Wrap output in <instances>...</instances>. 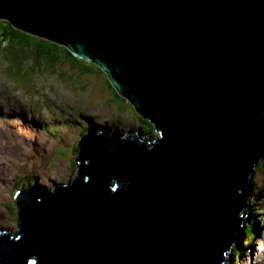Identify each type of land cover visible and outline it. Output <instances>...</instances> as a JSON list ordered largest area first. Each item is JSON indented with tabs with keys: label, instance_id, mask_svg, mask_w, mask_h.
I'll list each match as a JSON object with an SVG mask.
<instances>
[{
	"label": "water",
	"instance_id": "1",
	"mask_svg": "<svg viewBox=\"0 0 264 264\" xmlns=\"http://www.w3.org/2000/svg\"><path fill=\"white\" fill-rule=\"evenodd\" d=\"M3 18L100 66L160 136L83 137L74 180L15 192L0 264H225L264 160V0H0Z\"/></svg>",
	"mask_w": 264,
	"mask_h": 264
},
{
	"label": "rangeland",
	"instance_id": "2",
	"mask_svg": "<svg viewBox=\"0 0 264 264\" xmlns=\"http://www.w3.org/2000/svg\"><path fill=\"white\" fill-rule=\"evenodd\" d=\"M0 57H3L2 47ZM2 61L0 58V81L13 84L11 74H8L10 68ZM32 64L22 65L32 67ZM36 72L40 73L31 74L35 78L20 73L17 83L22 89H16L11 97L10 92L0 86V232L19 230V207L14 196L17 190L27 188L30 180L35 179L38 186L48 188L74 180L79 173L75 163L78 152L74 154V148L78 150L87 128L98 126L95 131L107 129L133 136L143 127L135 117L133 106L128 110L115 108L112 90L100 73L78 70L71 73L67 65H57L46 73ZM68 79L81 85H71ZM81 86L85 89L75 88ZM50 100L57 102L48 103ZM48 107L55 111L45 114L44 109L48 110ZM34 110L38 112L35 114ZM152 134L154 136L139 133L140 141L157 137L155 132ZM250 177L249 200L252 204H248L244 212L246 220L255 222L256 233L252 242L248 243L244 236L240 246H234L231 253L236 247L238 255L233 264H264V160Z\"/></svg>",
	"mask_w": 264,
	"mask_h": 264
},
{
	"label": "trees",
	"instance_id": "3",
	"mask_svg": "<svg viewBox=\"0 0 264 264\" xmlns=\"http://www.w3.org/2000/svg\"><path fill=\"white\" fill-rule=\"evenodd\" d=\"M3 45V46H2ZM0 47H2L3 57H0L3 64L7 63L6 66L10 67V74L13 76V79L16 80L19 77V74L31 75L32 73L38 70L44 71L45 73L49 69H53L57 65H67L71 73L78 70L80 72L92 71L100 73L106 79L107 86H109L113 93V105L115 108L124 110L125 108H131L133 105L125 98H123L113 86L110 78L103 70L96 64L88 63L84 60L78 59L75 57L66 47L59 45L49 39L43 37H37L26 33L12 25L8 19H0ZM32 62V67H28L22 64H27ZM21 71V72H20ZM17 82V81H16ZM68 82L73 85L79 83L78 81H72L68 79ZM81 85V83H79ZM84 90L83 86L75 87ZM133 108V107H132ZM135 109V108H134ZM135 117L137 120L143 124L145 129L144 135L152 132H155V125L149 120L143 117L135 110ZM157 135V133H156ZM77 147L74 148V154H77ZM73 164V161H70ZM75 162V161H74ZM76 163V162H75ZM75 171V168H73ZM34 181V182H32ZM35 183V179L30 180L28 185ZM251 203L249 200L248 204ZM251 211V210H249ZM256 233V227L254 221H247L244 227V232L242 236L238 239L237 247L240 246L241 240L246 236L247 242L250 243L254 240ZM238 255L237 249L235 247L234 253L230 254V257L226 258L225 264H233L232 262L236 259Z\"/></svg>",
	"mask_w": 264,
	"mask_h": 264
},
{
	"label": "bare ground",
	"instance_id": "4",
	"mask_svg": "<svg viewBox=\"0 0 264 264\" xmlns=\"http://www.w3.org/2000/svg\"><path fill=\"white\" fill-rule=\"evenodd\" d=\"M100 67V66H99ZM101 68V67H100ZM102 69V68H101ZM103 70V69H102ZM103 72L105 73V71L103 70ZM25 127V126H24ZM140 130V133H141V135H144V132H143V130H142V128H140L139 129ZM155 131H156V127H155ZM95 134H100V133H103V132H105L107 135H109V136H112V137H118L119 138V140H124V139H127L128 137H127V135H125V134H118V132H114L113 133V131L111 130V131H108L107 129H102V132H99V131H93ZM98 132V133H97ZM156 133H157V137L158 136H160V135H158L159 133L156 131ZM157 137H150V138H147L148 140H150V141H156L157 140ZM78 153H79V149H78ZM78 166V165H77ZM77 176V175H76ZM251 178V177H250Z\"/></svg>",
	"mask_w": 264,
	"mask_h": 264
},
{
	"label": "clouds",
	"instance_id": "5",
	"mask_svg": "<svg viewBox=\"0 0 264 264\" xmlns=\"http://www.w3.org/2000/svg\"><path fill=\"white\" fill-rule=\"evenodd\" d=\"M21 72V71H20ZM11 79H12V81H13V78H12V75H11ZM35 184L34 183H32L31 185H27L28 187H33Z\"/></svg>",
	"mask_w": 264,
	"mask_h": 264
}]
</instances>
